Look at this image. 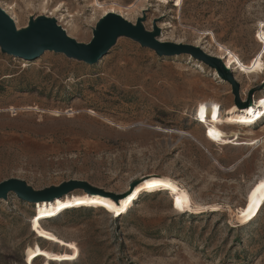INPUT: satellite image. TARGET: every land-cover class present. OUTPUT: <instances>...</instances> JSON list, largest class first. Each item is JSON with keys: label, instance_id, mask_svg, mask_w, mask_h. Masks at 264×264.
Returning <instances> with one entry per match:
<instances>
[{"label": "rangeland", "instance_id": "obj_1", "mask_svg": "<svg viewBox=\"0 0 264 264\" xmlns=\"http://www.w3.org/2000/svg\"><path fill=\"white\" fill-rule=\"evenodd\" d=\"M0 10L19 35L46 19L82 45L114 13L218 58L231 77L123 35L95 65L0 45V185L71 188L0 198V264L30 253L33 264H264V0H0Z\"/></svg>", "mask_w": 264, "mask_h": 264}, {"label": "water", "instance_id": "obj_2", "mask_svg": "<svg viewBox=\"0 0 264 264\" xmlns=\"http://www.w3.org/2000/svg\"><path fill=\"white\" fill-rule=\"evenodd\" d=\"M99 30L100 32L94 43L82 45L66 36L53 21L41 19L35 28L19 35L15 32L13 22L10 18L0 10V45L4 53H8L17 58L36 59L46 52L55 51L76 57L90 65H95L99 59L107 55L114 47L117 37L123 35L131 37L144 47L149 46L153 48L160 55L185 54L195 59H200L207 64L213 65L218 70V73L227 76L225 72L228 71H226L218 58L206 55L194 47L159 43L151 35L144 34L142 29L133 28L130 23L126 22L117 14H107ZM227 77L231 79L230 76ZM74 185L85 187L83 184L77 183L72 184L71 187ZM70 189L67 187L64 190L40 193V195L33 196L22 183L9 180L0 185V198L7 196L9 191L13 190L17 192L21 199L36 203L42 197H49L50 200H54L56 197H62ZM133 192L134 189L131 193Z\"/></svg>", "mask_w": 264, "mask_h": 264}, {"label": "bare ground", "instance_id": "obj_3", "mask_svg": "<svg viewBox=\"0 0 264 264\" xmlns=\"http://www.w3.org/2000/svg\"><path fill=\"white\" fill-rule=\"evenodd\" d=\"M36 256L33 253H30L27 257V263L26 264H33V260H35Z\"/></svg>", "mask_w": 264, "mask_h": 264}, {"label": "snow or ice", "instance_id": "obj_4", "mask_svg": "<svg viewBox=\"0 0 264 264\" xmlns=\"http://www.w3.org/2000/svg\"><path fill=\"white\" fill-rule=\"evenodd\" d=\"M114 210H115V209H114ZM251 211H252V208H251V206H250V207H249V210H248L247 212H245L244 215H245V216H248V215H249V212H251Z\"/></svg>", "mask_w": 264, "mask_h": 264}]
</instances>
